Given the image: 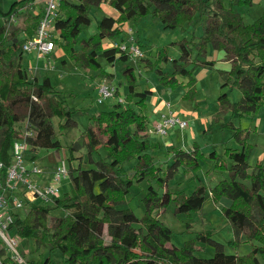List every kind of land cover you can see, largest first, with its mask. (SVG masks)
<instances>
[{"label": "trees", "instance_id": "obj_1", "mask_svg": "<svg viewBox=\"0 0 264 264\" xmlns=\"http://www.w3.org/2000/svg\"><path fill=\"white\" fill-rule=\"evenodd\" d=\"M27 2L15 1L8 11L0 8L4 18V23H0V160L6 163L11 161L10 150L19 135L16 123L21 119V107L27 109L26 116L37 131L31 140L33 151L62 147L54 117L59 118L60 132L77 125L74 117L77 108L68 105L50 76L44 75L41 81L31 80L22 65L20 35L26 32L33 36L40 16L27 10L18 14L16 27L9 30L8 23L11 15ZM104 2L119 11L118 17L105 15L99 22L98 32L89 37L80 36L92 23V7H101ZM252 4L253 0H62L56 18L57 42L76 65L106 73L101 56L109 63L128 60L127 53L118 46H105L108 39L120 42L118 39L126 22L153 14L165 28H175L193 24L198 16L204 30L199 41L194 42L198 52L206 55L211 45L224 51L231 69L222 70L226 77L223 86L230 84L242 92L236 102L230 100L228 92L222 93L219 101L223 110L233 109L238 116H253L264 104V12L254 22L246 23L236 10V7ZM190 43L192 40L187 38L180 41L179 58H171L170 45L160 47L155 61L148 59V65L166 87L186 86L184 98L192 100L198 94L197 78L195 67L188 68V64L214 65L215 60H193ZM169 61L173 62V71H166L162 66ZM124 72L130 87L127 104L117 102L110 109L94 114L85 131L88 161L92 166L83 169L82 163L77 167L70 164L72 188L55 204L30 202L23 215L21 211L14 212V231L34 241L38 257L20 263L0 239V264H261L264 259V160H258L255 165L249 162L252 149L247 143L249 130L237 127L233 121L224 122L223 127L234 128L240 147L226 148L225 155L230 162L220 158L216 151L210 153L216 160V170L229 173L210 191L215 202L222 198L232 201L231 205L223 207L224 214L237 238L243 233L252 242V250L246 255L228 253L224 244L210 238L208 231H202L183 245H175L173 229L154 213L166 209L172 200L178 212L189 213L204 207L208 190L204 183L192 193H175L168 187V179L182 165L199 170L204 154L197 143L192 150L173 147L175 161L169 165L166 178L161 176L162 168L148 152L158 144L149 141L145 134L151 122L146 113L152 90H138L133 66L128 65ZM181 78L188 82L184 83ZM101 147L106 155L94 159L93 153ZM131 159L136 160L134 173L127 176L124 163ZM147 178L158 182L165 192L160 195L156 187L150 185V192L144 198L146 213L139 217L134 210L121 205L126 203L135 181ZM54 209L65 210L66 214L53 213ZM200 242L216 246L212 257L196 254V250L202 249L196 244ZM57 253L61 254L60 259L55 257Z\"/></svg>", "mask_w": 264, "mask_h": 264}, {"label": "rangeland", "instance_id": "obj_2", "mask_svg": "<svg viewBox=\"0 0 264 264\" xmlns=\"http://www.w3.org/2000/svg\"><path fill=\"white\" fill-rule=\"evenodd\" d=\"M15 1L18 0H0V8L8 11ZM104 5L106 7L103 10L99 6L92 7V23L89 27L82 30L80 36L89 37L98 32V25L103 15L118 17L119 11L116 8L109 2H104ZM238 11L242 14L246 23H252L263 14L264 0H254L253 5L241 6ZM33 14L37 16L35 11H33ZM12 26L14 27L15 25ZM123 29L122 36L118 40L121 41L124 38V43L142 45V48L147 51L146 56L137 59L128 58L126 61H116L114 63H109L101 56L100 61L106 73H102L101 70H90L76 65L75 61L65 54L59 44L53 52L41 59L31 55L28 56L27 54L31 52L24 53L26 54L24 63L28 64L29 75L31 76L36 72L35 78L41 81L43 77L42 69L44 68L48 71L52 83L60 91L61 96L66 99L68 105L77 108L74 116L77 120V125L71 130L60 132L59 118H53V124L62 142V147L60 149L39 148L36 151L28 150L26 154L27 163L31 162L33 158L43 168L45 171L44 177L47 178L50 177L48 173L62 159H67L68 164L73 167H77L80 163H82L83 169L92 166V163L88 161L89 148L85 138V131L94 114L110 109L114 103L119 102V99H124L122 103L124 105L127 104V94L130 87L124 70L128 65H131L134 67L137 82H139L138 90H152L146 113L153 121L149 123V128L154 125L157 116H159L158 111H155L156 104L154 105L151 101L152 95L161 97L162 102L166 104L170 102L173 110L188 120L189 123L184 129L175 127L166 135L151 133L150 138L148 137L149 141L160 144L159 147L153 146L149 148L148 152L154 156L156 164L162 168L161 176L166 178L169 165H172L175 161L173 147L192 150L196 139L195 141L198 142L195 143L200 146L201 152L204 154L200 161L201 167L199 170L182 165L168 179V187L175 193L177 191L192 193L197 185L204 183L209 187L204 207L199 211L193 210L189 213L178 212L176 202L172 200L166 209L157 210L154 214L158 215L162 221L173 229L172 243L175 245H183L185 241L196 238L202 231H208L211 239L224 244L226 252L238 253L239 255L248 254L252 250V242L248 241L243 233L238 234L237 238L233 225L224 214L223 207L226 206V201L229 199L224 198V200L215 202L211 198V187L219 179L228 177L229 173L216 170V160L210 157V153L216 151L220 158L230 162L225 155L226 148L237 147L239 144L234 136V128L223 127V124L224 122L233 121L237 127L249 130L247 143L252 145L249 162L255 165L259 159L264 160V104L253 116H238L234 114L233 109L223 110L219 101L222 93L228 92L230 100L236 102L241 99L242 92L238 87H232L230 84L223 86L226 82V77L222 71L224 70L222 64L205 66L192 62L188 64V68L195 67L194 76L197 78L198 94L192 100L184 98L187 92L186 86L179 84L174 88L166 87L161 82L160 76L156 71L148 65V59L155 61L159 48L166 45H170L169 53L171 58H179L182 53L180 41L184 38L192 40L189 46L192 50L193 60H211L218 57V54L223 56L224 51L215 49L213 45L208 47L206 55L198 52L194 42L199 41L204 31L200 17L197 16L191 25L186 24L175 28H165L157 16L148 14L140 19H133L129 24H124ZM132 37L135 40H132ZM25 39L26 37L23 35V42ZM105 44H109V39L105 41ZM162 66L166 71H173L174 69L172 61L164 63ZM36 67L40 69L35 71ZM104 78L108 79L106 81L109 83L112 81L111 83L117 87L118 92L115 96L105 99L103 103H99L98 98L101 96L99 85ZM181 81L184 83L188 82L186 78H181ZM120 90L121 96L119 95ZM26 110L25 107L20 108L19 116H21V119L16 123L19 129H24L25 125H27L28 116H26ZM205 128H209V130L207 131ZM10 152L12 153V149ZM105 155L106 150L102 147L99 151L93 153L94 159H99ZM71 156L73 160H70ZM135 164V159L125 161L124 169L127 176H133ZM150 185H154L160 195L165 192V188L155 180H148L147 178L140 182L135 181L127 196L126 203L122 204L121 207L131 208L139 217H143L146 213L144 198L150 192ZM71 188L72 178L68 176L61 182V196L63 197ZM37 204H41V202L37 201ZM26 210H21V214L23 215ZM53 213L64 215L66 211L54 209ZM11 233L19 241L18 249L24 258L23 263L31 260V258L38 257L39 252L35 251L36 245L33 240L22 238L15 231ZM196 244L202 248L196 250V254L200 257H212L216 251V246L210 242ZM46 252L47 250H44V253ZM55 257L60 259L61 254L57 253ZM261 264H264V259H261Z\"/></svg>", "mask_w": 264, "mask_h": 264}, {"label": "built area", "instance_id": "obj_3", "mask_svg": "<svg viewBox=\"0 0 264 264\" xmlns=\"http://www.w3.org/2000/svg\"><path fill=\"white\" fill-rule=\"evenodd\" d=\"M61 1L45 0L43 8H40L37 5L40 1L33 0L25 6L19 7L18 12L11 15L8 23L9 30L17 26L19 13L28 10L31 14L35 11L37 16H40L33 36H29L26 32L20 35L21 39L23 35L26 37L22 45L23 53L36 51L38 58L41 59L56 49L58 45L57 39H59L56 18L59 15ZM12 25L15 26L13 27ZM132 40H135V38L132 37ZM111 45L118 46L122 52L127 53L130 59L144 58L146 56V51L140 44L113 41ZM35 73L30 76L31 80L35 79ZM99 92L101 96L98 98V102L103 103L105 99L115 96L118 89L112 83L102 82L99 85ZM34 99L38 100L36 96H34ZM123 101L124 99H119V102L122 103ZM166 105L168 112L163 113L161 118L147 129V134L157 133L163 136L175 127L184 129L189 125L188 120L173 110L170 102ZM36 134L37 131L28 117L27 125H25L24 129H19V135L13 143L11 161L6 163L0 160V239L6 243L9 253L20 263L24 262V258L18 249L19 241L11 233L14 231L13 225L16 217L14 212H20L25 209L30 202L40 201L42 204H55L56 200L61 197L62 180L70 176V165L67 159H62L49 173L50 177L48 180L45 183H41L40 180L44 176L45 171L33 158L29 163H27L26 159L27 151L32 150L31 140Z\"/></svg>", "mask_w": 264, "mask_h": 264}, {"label": "crops", "instance_id": "obj_4", "mask_svg": "<svg viewBox=\"0 0 264 264\" xmlns=\"http://www.w3.org/2000/svg\"><path fill=\"white\" fill-rule=\"evenodd\" d=\"M31 1H33V0H28V2H31ZM38 1H40V3H38L37 5H38V7H40V8H43V6H44V4H45V0H38ZM254 1V0H253ZM27 2V3H28ZM253 5V4H252ZM104 7H106L105 5H104V3L101 5V9L103 10L104 9ZM238 8L239 7H236V10H238ZM105 12H106V10H104ZM103 14H104V12H102ZM104 16V15H103ZM103 16H102V18H103ZM114 17H116V16H114ZM4 18L0 15V23H4V20H3ZM132 22V20H130V21H128V22H126L125 24H129V23H131ZM123 40V39H122ZM114 40H109V44L108 45H106L105 44V46L106 47H111L112 45H111V43L113 42ZM119 41V40H118ZM175 43H176V41H174ZM142 46V45H141ZM176 46V45H175ZM146 51V50H145ZM147 52V51H146ZM25 55L26 54H24L23 53V57H22V65L23 66H25V67H27V65L28 64H26V63H24V57H25ZM28 56H35V57H37V59H39L38 58V56H37V53H36V51L34 52H31V53H28L27 54ZM220 55H222V54H218V57H216V58H214L213 60H215V64H222L223 66H224V70L225 71H228L229 69H230V67H231V62L230 61H228V60H226V55H225V52H224V54H223V56H220ZM36 69H40L39 67H36ZM27 70H29L28 69V67H27ZM42 76H44V75H49L48 74V71H46L44 68L42 69ZM30 76V75H29ZM106 80H108V79H106V78H104V79H102V81H101V83L102 82H107ZM112 82V81H111ZM110 82V83H111ZM109 83V82H108ZM120 89V88H119ZM120 96H121V90H120V94H119ZM148 101H150V99L148 100ZM151 101L153 102V104L155 105V111L157 112L158 111V115L159 116H157V119H156V121L154 122V124L161 118V116H162V114L163 113H167L168 112V107H166L167 105H166V103L165 102H162V99H161V97H157V96H155V95H152L151 96ZM165 106V107H164ZM163 108V109H162ZM167 108V109H166ZM151 122H153V121H151ZM151 126H153V125H151ZM149 128V127H148ZM205 130H209V128H205ZM145 134L147 135V137H149L150 136V134H147L146 132H145ZM150 138V137H149ZM196 140V139H195ZM194 140V144H195V142H198V141H195ZM194 144H193V147H194ZM160 146V144L158 143V147ZM184 146V145H183ZM176 147V146H175ZM237 147H240V145H238ZM179 148H181V147H179ZM259 160H261V159H259ZM51 172V171H50ZM49 172V173H50ZM48 173V174H49ZM0 176H1V171H0ZM48 180V178L47 177H44V176H42L41 177V182H45V181H47ZM221 179H219V181H220ZM218 181H216L215 182V184L217 183ZM214 184V185H215ZM197 186H199V185H197ZM210 186H212V185H210ZM209 188V187H208ZM208 192V191H207ZM221 200H224V198H222ZM227 203H226V206H229V205H231V203H232V201L229 199L228 201H226Z\"/></svg>", "mask_w": 264, "mask_h": 264}]
</instances>
